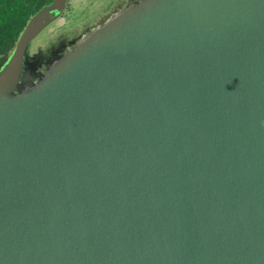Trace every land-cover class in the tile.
Wrapping results in <instances>:
<instances>
[{"label":"water","instance_id":"95a60500","mask_svg":"<svg viewBox=\"0 0 264 264\" xmlns=\"http://www.w3.org/2000/svg\"><path fill=\"white\" fill-rule=\"evenodd\" d=\"M0 66V264H264V0H132Z\"/></svg>","mask_w":264,"mask_h":264},{"label":"rangeland","instance_id":"374dc122","mask_svg":"<svg viewBox=\"0 0 264 264\" xmlns=\"http://www.w3.org/2000/svg\"><path fill=\"white\" fill-rule=\"evenodd\" d=\"M131 2L132 0H68L62 15L31 42L30 56L45 54L49 46L61 41L81 38Z\"/></svg>","mask_w":264,"mask_h":264},{"label":"trees","instance_id":"16d2710c","mask_svg":"<svg viewBox=\"0 0 264 264\" xmlns=\"http://www.w3.org/2000/svg\"><path fill=\"white\" fill-rule=\"evenodd\" d=\"M52 0H0V66L29 18Z\"/></svg>","mask_w":264,"mask_h":264}]
</instances>
